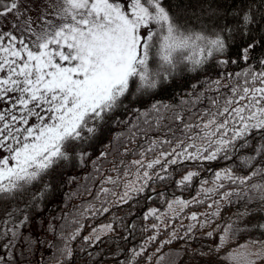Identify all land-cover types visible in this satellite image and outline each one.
<instances>
[{"label":"snow or ice","instance_id":"1","mask_svg":"<svg viewBox=\"0 0 264 264\" xmlns=\"http://www.w3.org/2000/svg\"><path fill=\"white\" fill-rule=\"evenodd\" d=\"M12 13L19 19V0L8 3L0 0V16ZM49 15L58 20H44L39 31L28 18L14 25L21 30L19 37L11 32H0V41L9 38L7 46L0 45V102L12 101L11 107L0 109V199L14 198L16 193L26 190L65 162L82 168L91 162L98 171V162L109 155L110 148L119 146L124 133H113L109 144L95 159L86 146H91L102 126L112 120L117 110L124 112V119L116 117L112 123L127 127L132 137L141 124L151 128L165 120L182 121L178 105L153 97L156 89L171 80L180 65L186 64L192 72L200 69L216 72V78L206 75L203 81L191 85L192 91L186 95L194 97L192 103L206 92H219L222 87L230 89L231 95L222 111L217 100H212L218 110L202 125L203 135L196 134L204 141L200 147L185 146L181 142L177 145L181 151H162L158 158L147 162L134 160L132 163L139 165L136 180L126 183L120 203L127 204L134 195L144 192L153 179L148 170L156 166L166 173L169 165L180 161L212 162L221 157L224 160L239 157L247 174L237 176L228 167L215 172L214 182L220 181L217 190L225 187L223 181L244 187L223 192L221 199L231 202L230 198L236 196L238 200L264 204V182L250 183L253 178H264V25L260 23L264 20V0H241L240 5L230 11L214 9L211 15L220 23H213L210 30L208 26L193 30L178 23L177 17L164 6V0H51ZM29 36L34 37L31 48L25 42ZM17 40L18 45L14 43ZM231 66L239 70L229 71ZM201 83L204 91L196 94ZM187 103L189 100L183 98L180 101L181 105ZM185 127L190 129L192 125ZM157 143L153 140V147L148 151H153ZM193 148L196 150L190 151ZM242 150L247 154L240 155ZM128 175L125 171V176ZM198 175V172L188 171L175 183L185 185ZM156 178L167 177L157 173ZM74 179L69 177L68 182ZM106 182L116 181L109 176ZM51 188V183H45L32 197L31 204L23 209L14 207L0 218V239L12 237L3 245L5 249L15 243L20 237V228L29 222L28 209H38L40 205L36 201H43ZM108 191L101 188V192ZM174 203L187 206L191 201L177 198L169 203V208ZM108 211V208L103 209L105 213ZM156 211L150 209L145 218L155 215ZM19 213H23V217L16 223L14 218ZM218 213L219 209L212 215ZM249 214L247 207L237 213L241 218ZM190 218L195 219L196 213ZM234 223L223 227L217 251L230 233L239 231ZM82 227L67 238L62 234L60 238L75 240ZM253 227L264 231V223ZM49 231L55 232L51 224ZM98 231L111 232L113 225L94 228L93 234L84 240L99 241L100 235H95ZM24 239L29 246L34 243L30 238ZM154 239V236L149 237V240ZM240 248L245 251L230 253L227 257L233 264L264 261V240H252ZM249 248L255 251H248ZM129 251L130 256L121 264H135L145 248ZM61 252L67 258L72 256L67 244ZM8 259H12L11 252ZM4 262L5 258L0 256V264Z\"/></svg>","mask_w":264,"mask_h":264},{"label":"trees","instance_id":"2","mask_svg":"<svg viewBox=\"0 0 264 264\" xmlns=\"http://www.w3.org/2000/svg\"><path fill=\"white\" fill-rule=\"evenodd\" d=\"M8 2L9 0H3V3ZM240 3L241 0H164V6L177 17L178 23L193 30H200L203 26H208L210 30L213 23H220L211 15L214 9L221 12L225 9L230 11ZM260 23L264 25V20ZM259 51L258 49L257 52ZM189 67L190 65L186 64L180 65L171 80L162 83L156 89L153 97L155 100L178 105L177 111L182 113V121L165 120L160 126L153 124L151 128L141 124L140 130L132 137L127 127L112 123L116 117L124 119V112L117 110L112 120L102 126L91 146H86L87 151L93 153L95 159L100 150L109 144L113 133H124L119 146L110 148L109 155L98 162L96 165L98 171L93 168L91 162L83 168L72 162H65L26 190L16 193L14 198L0 199L2 218L6 211L14 207L23 209L31 204L32 197L45 183L52 185L45 199L36 201L40 207L28 209L30 220L20 228V237L15 243L5 249L3 245L8 244L12 237L9 235L0 239V256L5 258L4 264H121L130 256V249L139 250L141 246L145 248V252L136 258L135 264H148L150 261L148 258L156 248L161 251L160 260L156 264H176L181 257L187 260L185 264L206 261L209 264L212 259L209 255L216 258L221 250L217 251L212 243V236L208 235L205 227L194 226L190 229L189 220L192 213L205 208L214 200L221 202L219 217L222 224L235 222L234 227L239 229L229 234L230 239H264V231L253 227L264 223V204L260 201L238 200L236 196L230 198L231 202L222 200L223 192L242 190L244 186L223 181L225 187L217 190L220 181L214 182L215 172L228 167H231L237 176L247 174V169L240 165L239 157L233 160H224L221 157L212 162L180 161L175 165H169L166 173L160 166H156L148 170L153 179L144 192L134 195L127 204L120 203L126 183L136 180L139 165H134L132 163L134 160L142 159L147 162L158 158L162 151L172 152L173 149L181 151L177 147L181 142L185 146L195 144L200 147L204 141L196 134L203 135L202 125L212 119L218 110L212 100H217L219 110L222 111L225 101L231 95L230 89L222 87L219 92L215 90L206 92L199 101L192 103L194 97L186 95L192 91L191 85L203 81L206 75L216 78V72L211 69L208 72L204 69L192 72L188 70ZM207 67L206 65L205 68ZM238 70L235 66L229 68V71ZM224 83L227 84L228 81L225 80ZM195 91L196 94L204 91V85L199 84ZM182 98L189 100V103L181 105ZM185 125H192V128L188 129ZM153 140L158 143L153 151H148L153 147ZM125 149L129 151L125 152ZM245 154H247L245 150L240 152V155ZM113 168L117 171H113ZM125 171L129 173L128 176H125ZM188 171L198 172L199 175L193 177L191 182L178 186L175 181L181 179ZM157 173L167 178L160 180L156 178ZM109 176L116 182H106ZM69 177H75L74 181L69 183ZM258 182H264V178H253L250 183ZM101 188L109 191L101 192ZM204 189L212 191L206 192ZM201 193L203 195H200ZM177 198L191 203L187 206L174 203L172 208H169V203ZM245 207L249 209L250 214L241 218L237 213L244 211ZM104 208H108L109 211L103 212ZM150 209L157 211L155 215H149L146 219L145 213ZM22 217L23 213L17 214L15 222L18 223ZM50 224L55 228V232L49 231ZM107 224L113 225V231L100 234L99 241L84 240V237L92 235V229H99ZM81 225L83 227L75 240L60 238L61 234L67 238ZM153 236L155 239L149 240V237ZM25 237L34 243L29 246ZM166 241L171 243H165ZM66 244L72 249L71 258H67L66 254L61 252ZM189 250L191 253H187ZM9 252L11 260L8 259Z\"/></svg>","mask_w":264,"mask_h":264},{"label":"rangeland","instance_id":"3","mask_svg":"<svg viewBox=\"0 0 264 264\" xmlns=\"http://www.w3.org/2000/svg\"><path fill=\"white\" fill-rule=\"evenodd\" d=\"M51 10V0H19V12L20 17L17 19L16 14H8L5 16H0V32H11L12 34L19 37L22 33L19 28L14 27V25L20 24L22 20L30 18L33 21V27L36 28L37 31L40 30V28L44 24V20L46 19H57L56 17H52L49 15V12ZM33 36H29V39L25 42L29 44V47H32L31 40H33ZM18 45V40L14 42ZM9 44V38H5L4 40L0 41V45L7 46ZM26 58V55H25ZM12 96H17L18 93H11ZM12 101L7 102H0V109L4 107H11ZM200 195H203L201 193ZM218 200H214L206 205L205 208L195 212L196 218L189 220L190 226H198L201 228V225L205 227L204 229L207 232H212V243L217 248V245L220 244V237L223 233V227L226 224H222V221L220 220L219 213L218 215H212V213L217 212V209L221 208V202L217 205L215 202ZM209 205H212L209 207ZM193 214V213H192ZM191 214V216H192ZM220 227H217V226ZM100 229V228H99ZM106 232V231H105ZM98 233H104L98 231ZM256 240V239H230L227 238L226 242L224 243L223 247L220 249L221 253L218 255V257H212L209 254L210 259L209 264H233V261H230L227 259L228 255L231 254H238L240 252L245 251V249H241L240 245H244L249 241ZM264 240V239H262ZM156 248L152 253L151 259L148 264H156L158 260H160L161 251L157 252ZM248 251H255V248H249ZM186 253V252H185ZM187 253H191V250L187 251ZM207 253V252H206ZM184 257H181L179 260H177L176 264H185L187 260H184ZM254 259V258H253ZM198 264H208L206 262H200ZM257 264H264V261H258Z\"/></svg>","mask_w":264,"mask_h":264}]
</instances>
